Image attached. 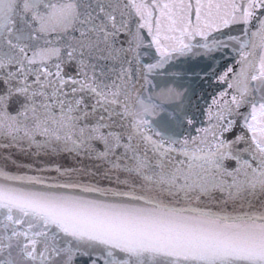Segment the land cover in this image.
I'll return each mask as SVG.
<instances>
[{
    "label": "snow or ice",
    "instance_id": "obj_1",
    "mask_svg": "<svg viewBox=\"0 0 264 264\" xmlns=\"http://www.w3.org/2000/svg\"><path fill=\"white\" fill-rule=\"evenodd\" d=\"M0 264H264V0H0Z\"/></svg>",
    "mask_w": 264,
    "mask_h": 264
},
{
    "label": "water",
    "instance_id": "obj_2",
    "mask_svg": "<svg viewBox=\"0 0 264 264\" xmlns=\"http://www.w3.org/2000/svg\"><path fill=\"white\" fill-rule=\"evenodd\" d=\"M176 71H180V70H182V66L181 65H179V64H177V66H176V69H175Z\"/></svg>",
    "mask_w": 264,
    "mask_h": 264
}]
</instances>
